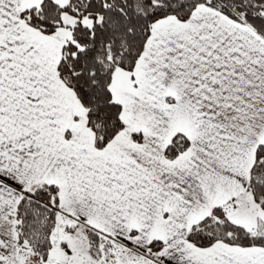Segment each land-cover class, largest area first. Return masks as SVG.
<instances>
[{
    "label": "snow or ice",
    "instance_id": "snow-or-ice-1",
    "mask_svg": "<svg viewBox=\"0 0 264 264\" xmlns=\"http://www.w3.org/2000/svg\"><path fill=\"white\" fill-rule=\"evenodd\" d=\"M0 264H264V0H0Z\"/></svg>",
    "mask_w": 264,
    "mask_h": 264
}]
</instances>
